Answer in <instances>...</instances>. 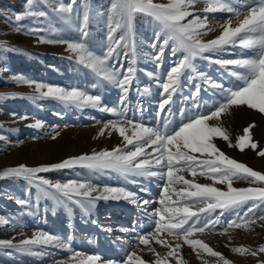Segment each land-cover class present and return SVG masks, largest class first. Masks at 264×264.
Wrapping results in <instances>:
<instances>
[{
    "label": "rangeland",
    "instance_id": "rangeland-1",
    "mask_svg": "<svg viewBox=\"0 0 264 264\" xmlns=\"http://www.w3.org/2000/svg\"><path fill=\"white\" fill-rule=\"evenodd\" d=\"M57 2L67 5L71 0H53V3ZM154 2L166 4L168 0ZM232 2L234 6L239 7V0ZM111 4L112 0H76L72 21L66 23L59 19L52 6L44 0H38V5L33 6L34 11L46 13L43 17L24 15L27 11L26 0H0V172L19 165L33 168L51 167L70 158L112 151L118 147L124 152L134 150V145L125 146L123 137L110 126V122L121 121L119 126L128 129L126 135L130 138L133 129L130 125L124 124V120L139 123L156 131L170 132L178 129L188 118L214 110V107L223 101L225 93L213 87V84H220L223 89H234L242 85V81L230 74L234 70L242 72V69H234L231 65H221L215 61L250 58L251 50L225 46L222 51L205 52L192 61L195 70H185L170 103L161 110L159 105L167 95L160 83L166 79V73L178 59L182 58L183 53L178 51L173 55L171 42L161 53L160 41L155 35L159 31L157 24L151 17L138 15L134 20L136 72L122 103L121 97L124 93L118 84L101 79L90 69L78 64L74 54L67 51V42L81 41L77 25L82 23L85 11L88 12L89 20L88 35L83 38V42L98 55L107 50ZM206 6L205 0H197V3L189 8V11L198 14L201 20L207 17L205 23L212 30L200 37L204 43L216 39L223 30L221 25L226 24L229 18L234 22L233 27L238 23L233 13L205 12ZM18 15L23 18L17 20ZM41 39L65 42L42 43ZM156 56L161 58L156 60ZM117 60L120 63H117ZM110 64L115 65L121 72L127 68L123 50ZM23 81L32 82L33 86ZM36 83L61 87L69 91L76 89L86 95L99 97L100 103L97 107H81L52 98H43L35 92ZM101 108L115 111H101ZM36 122H40L42 126L30 127ZM209 124H219L229 134V141L219 137L213 139L220 151L229 158L264 174V157L257 155L258 151L264 150L262 130L264 114L247 106L232 107L228 112L222 113L219 120L209 121ZM249 125H254L250 129V135L252 142L257 144V149L248 147L240 151L234 145L237 137L243 135V129ZM229 142L232 147L229 146ZM146 151L151 152L152 149L147 147ZM182 175L185 179H193L187 172ZM37 177L38 180H48L51 184L76 182L90 184L101 190L105 187L123 188L135 193L137 201L133 203L123 198L100 199L95 202V206L86 204L81 207L79 204L65 201L63 196L54 193V190L46 185H40L38 188V180L29 182L22 177L0 178V220L6 221L0 224V241H11L13 245H19L22 240L43 233L56 237L68 245L67 248L54 244L31 246L33 251L42 253L40 255L19 252L15 248H0V264H71L69 257L75 258V254L68 253L69 250L81 243L84 246H88L89 243L95 244L94 238L87 237L94 226L99 228L108 242L121 252L120 259L113 262L114 264H121L131 251H136L148 264L155 259L151 252L141 251L145 246L138 245L137 238L133 250H122L121 247L128 241H123L126 234L122 232L123 227L120 223L124 221L127 227L133 224V216L137 212L145 208L146 214H149L151 212L149 208L153 207L154 211L161 207L159 200L164 180L160 177L125 176L112 170H94L81 166L52 169L38 173ZM195 180L202 185L212 184V181L204 176H197ZM214 186L221 191L227 190L226 185ZM249 186L256 185H249L244 180L233 182L235 188ZM176 187L179 189L183 185ZM150 199L156 202L152 207L143 204L144 200ZM175 199L173 197V200ZM251 203L239 210L240 216H243ZM119 209L123 214H119ZM127 211L131 217H127L125 221L124 213ZM254 212L256 216L264 215V204H260ZM220 213L221 210L217 209L207 217L208 219L219 217L220 223H217L214 229L206 230L203 234L197 233L191 238L202 240L230 264H258V261H264V253L252 256L231 251L235 247L256 250L264 245V221L257 219L248 228H228V221L236 220L237 212L232 210L224 212L223 215ZM117 214L118 217L114 218L117 220L115 227L110 228V220ZM146 214L142 212L140 217L142 225L148 226L145 227L144 234L153 230L155 219L154 217L149 219ZM249 216H253V213H249ZM225 229L227 231H224ZM165 238L173 245L176 243L171 237ZM85 240L89 242L88 245ZM180 243L182 244L180 255L185 264H204L205 261L207 264H218L217 257L203 251L198 257L191 248L183 245L182 241ZM150 244L161 256H166L167 248L156 244L154 240H150ZM87 258L80 255L79 258H75V264ZM167 259L168 264H175L171 257Z\"/></svg>",
    "mask_w": 264,
    "mask_h": 264
},
{
    "label": "snow or ice",
    "instance_id": "snow-or-ice-1",
    "mask_svg": "<svg viewBox=\"0 0 264 264\" xmlns=\"http://www.w3.org/2000/svg\"><path fill=\"white\" fill-rule=\"evenodd\" d=\"M52 6L53 12L66 23H71L73 6L76 0H71L67 5L63 3H53V0H44ZM205 12L225 11L233 13L238 23L232 26L231 18L221 25L222 32L216 38L207 43L202 42L200 37L206 35L212 29L205 23L207 17L201 20L200 16L193 11H189L197 0H168L166 4L155 3L154 0H112L111 15L109 16L108 47L102 54L98 55L92 51L83 38L87 37V24L89 20L88 12L83 14V21L77 25V30L81 33L80 42H67V51L74 54L78 64L90 69L101 79L118 84L124 96L121 97L123 103L129 90L136 68L135 44H134V20L138 15L151 17L159 28L155 33L160 41L161 53L163 49L172 43L173 55L178 51L182 52V58L178 59L174 66L166 73V79L160 83L167 98L159 105L161 110L165 109L171 101L172 94L177 90L181 77L185 70H195L192 61L205 52L222 51L225 46L240 47L251 50L250 58L235 60H217L221 65H231L234 69L243 71H232L230 74L242 81V85L234 89H223L220 84H213L215 88L221 89L225 95L221 103L208 113H201L190 117L186 122L170 132H160L124 120L123 123L130 125L133 129L131 138L126 135L128 129L119 126L121 121H112L110 126L123 137L127 145H134V150L124 152L121 148L112 151L94 152L92 155H81L62 161L51 167H27L19 165L8 168L0 172L3 177H22L29 182L38 180L37 174L48 172L52 169L70 168L81 166L94 170H112L125 176H158L164 180L163 191L160 194L159 204L151 215L154 219V228L147 234H138V245H144L141 251L151 252L155 259L151 264H168L167 257H171L175 264H185L180 250L183 245H187L199 257L201 251L212 257L218 258V264H230L220 253L214 251L200 239H192L197 233H205L215 228L220 223L219 217L208 219L217 209L224 212L235 210L236 220L228 221V228H248L256 220L264 221V215L256 216L254 209L260 204H264V174L252 170L245 164L229 158L220 151L214 144L215 137L229 141L228 132L219 124L210 125L209 121L219 120L222 113H226L232 107L247 106L264 114V0H239V7L234 6L232 0H205ZM38 5V0H26L27 16H46L44 11H34L33 6ZM191 17V19H188ZM242 17V18H241ZM23 17L18 15L17 20ZM186 21V23L184 22ZM203 30V31H202ZM38 31V29H33ZM120 33L119 35H117ZM52 43H64L65 41H44ZM155 46V45H154ZM127 61V68L121 72L111 65L110 62L121 55ZM161 57L156 56L159 60ZM117 63H120L117 60ZM159 66V65H158ZM202 75V74H201ZM122 77V78H121ZM23 83L33 86L32 82ZM35 92L40 97L52 98L67 104L77 106L97 107L100 103L99 97L89 96L85 93L72 89L66 90L61 87L48 86L40 83L34 84ZM46 89V90H44ZM101 111H112V109L101 108ZM40 122H36L30 127H41ZM109 125H106L108 127ZM254 125H249L243 129V135L238 136L235 147L240 151L251 147L257 149V144L252 142L250 129ZM103 134V130H101ZM55 139V136L52 137ZM229 146L233 145L229 142ZM150 147L151 152L146 148ZM196 154H199L197 156ZM258 156L264 157V150L257 152ZM157 169V170H152ZM187 172L193 177L192 180L185 179L182 173ZM204 176L212 181L210 185L197 183L195 178ZM234 180H244L249 183L246 188L233 187ZM183 185L177 189V185ZM226 185L227 190L221 191L214 185ZM46 185L65 198V201L79 204L84 207L86 204L95 206L97 200L125 199L136 203L135 193L126 191L123 188L97 189L90 184L69 182L66 184H51L48 180L39 179L37 187ZM93 193H98L93 196ZM173 197L176 199L173 200ZM54 198H56L54 196ZM79 198V199H77ZM183 201V203H182ZM64 203V201H60ZM252 202L240 216L239 210L246 204ZM23 203V201H21ZM150 201L144 200L147 205ZM253 213V216H249ZM202 214L204 216L202 217ZM255 217V218H254ZM6 221L0 220V224ZM224 231H227L225 229ZM163 234V235H162ZM223 234V233H221ZM165 237L173 238L176 243ZM150 240L168 249L166 256H161L151 247ZM54 244L57 247L67 248L68 245L48 234H37L30 239H25L19 245H13L11 241H0V248H15L16 251L28 253L30 255H40L42 253L33 251L31 246ZM233 253L250 254L258 256L264 253V245L256 250L244 247L232 248ZM80 253H75V258H79ZM75 258L69 257L71 264H75ZM97 257H88L85 261L81 259L79 264H95ZM121 264H148L147 261L136 252L127 253L126 259ZM204 264H207L205 261ZM264 264V261H260Z\"/></svg>",
    "mask_w": 264,
    "mask_h": 264
},
{
    "label": "bare ground",
    "instance_id": "bare-ground-1",
    "mask_svg": "<svg viewBox=\"0 0 264 264\" xmlns=\"http://www.w3.org/2000/svg\"><path fill=\"white\" fill-rule=\"evenodd\" d=\"M231 23L233 26L234 22L231 21ZM262 130L264 131L263 127H262ZM153 200L154 199H150V203L148 204L149 207H152L154 205V203H156ZM152 208H149V210H151V212H149V214H146L147 209L145 210V208L143 209V207H142L143 210L137 212L133 216V224L132 225H129L126 227L127 224L124 225V221L122 223L119 222L120 226L123 227V229H121V230H123L122 232L126 234L125 235L126 239L123 241H128V243L126 245H124V247H121L122 250L125 249V250L130 251V250H133L134 247H136L137 235L142 234V233L144 234V232L146 231V229H145L146 226H143L142 223L140 222L141 221L140 217H142L141 213L145 212L146 216L149 219H153V216L151 215V213L153 212ZM119 214H123V212H121ZM124 214H125L124 216L126 217V219H124L125 221L127 220V217H131V215L128 214V211L125 212ZM115 217H118V214L116 216H113V219L110 220V228L115 227L114 225L117 221L116 219H114ZM124 226L127 229H125ZM104 235L105 234L102 233V231L99 228L94 226L92 232L90 234H88L87 237L89 239L94 238L95 244H91L87 240H85V243L87 245L89 243L88 246H84L83 243H81L79 245L77 244L76 247L72 246V247H74V249L69 250L68 253H72V254L80 253V255H84L87 257H97L98 259H96L95 264H114L113 262H116V260L118 261L120 259L121 252H119L117 247H115L114 245H111ZM74 244H76V243H74ZM85 261H86V259H85ZM258 262H259L258 264H260V261H258ZM255 264H257V263H255Z\"/></svg>",
    "mask_w": 264,
    "mask_h": 264
}]
</instances>
